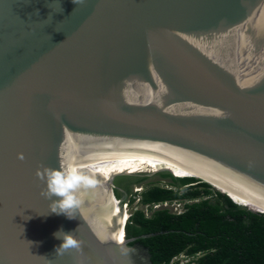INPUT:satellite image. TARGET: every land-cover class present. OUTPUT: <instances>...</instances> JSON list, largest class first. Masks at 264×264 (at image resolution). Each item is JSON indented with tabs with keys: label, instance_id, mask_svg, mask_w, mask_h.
<instances>
[{
	"label": "water",
	"instance_id": "obj_1",
	"mask_svg": "<svg viewBox=\"0 0 264 264\" xmlns=\"http://www.w3.org/2000/svg\"><path fill=\"white\" fill-rule=\"evenodd\" d=\"M41 165L97 179L75 219ZM153 170L228 176L264 206V0H0V264H152L115 235L113 187ZM61 231L80 248L57 255Z\"/></svg>",
	"mask_w": 264,
	"mask_h": 264
},
{
	"label": "trees",
	"instance_id": "obj_2",
	"mask_svg": "<svg viewBox=\"0 0 264 264\" xmlns=\"http://www.w3.org/2000/svg\"><path fill=\"white\" fill-rule=\"evenodd\" d=\"M185 172V177H173L160 171L157 174L161 178L171 179L168 186L152 183L139 192H133L132 186L145 181L147 175L117 177L129 180L115 181L113 193L117 198L125 191L130 206L138 197L137 204L150 208L149 213L142 207L132 209L124 226L126 238L137 237L130 244L145 247L152 264H264V214L247 207L262 210L250 203H244L247 207L237 204L193 177L204 176ZM162 202H183L182 210L177 213L168 207L153 208V204ZM149 233L155 234L138 237ZM181 254L186 260H175Z\"/></svg>",
	"mask_w": 264,
	"mask_h": 264
},
{
	"label": "clouds",
	"instance_id": "obj_3",
	"mask_svg": "<svg viewBox=\"0 0 264 264\" xmlns=\"http://www.w3.org/2000/svg\"><path fill=\"white\" fill-rule=\"evenodd\" d=\"M24 158L22 153L18 154V159L23 160ZM36 176L42 182H46V188L41 191V196L47 200H52L49 205L51 211L58 215L64 214L68 219L76 218V212L82 204L77 195L79 190L81 188H94L97 184V179L94 176L85 175L75 167L62 166L59 169H54L41 165L36 170ZM53 197L60 199L53 200ZM60 233L63 234V243L56 249L57 255H63L69 249L80 248L81 242L73 234H66L61 231L55 234L57 238L61 237ZM132 251V249L121 248V253L125 257H130Z\"/></svg>",
	"mask_w": 264,
	"mask_h": 264
},
{
	"label": "bare ground",
	"instance_id": "obj_4",
	"mask_svg": "<svg viewBox=\"0 0 264 264\" xmlns=\"http://www.w3.org/2000/svg\"><path fill=\"white\" fill-rule=\"evenodd\" d=\"M190 171H193L195 173L203 175L204 179L208 178L209 180L214 182L215 185H217L218 187L223 188L224 190L228 191L235 198V199L234 198L233 199L236 200V202L240 203L241 205L244 202H247V203L255 205L256 207H258L259 209L264 211V206H261L256 201V199H255L256 196L253 194V191L244 187L240 182H238V181H236V180H234L228 176L215 174V173H211V172H206V171H202V170H190ZM125 218H126L125 215L121 214V212H120L118 222H117L118 226L116 227V230H115V235L119 238L123 237V233L120 236V231L122 230V226H123L124 222L126 221Z\"/></svg>",
	"mask_w": 264,
	"mask_h": 264
},
{
	"label": "rangeland",
	"instance_id": "obj_5",
	"mask_svg": "<svg viewBox=\"0 0 264 264\" xmlns=\"http://www.w3.org/2000/svg\"><path fill=\"white\" fill-rule=\"evenodd\" d=\"M161 170H153V171H144V172H142V173H140V174H138L137 176H140V175H147L148 177H147V179L145 180V181H143L142 183H140V184H134L133 186H132V191H134L135 190V188H140V189H144V188H146L148 185H150V184H158V185H160V186H165V187H167L168 186V183L170 182V179L169 178H161L157 173L158 172H160ZM176 176H184L185 174H186V172H185V170H171ZM203 176V175H202ZM215 189V188H214ZM217 190V189H216ZM127 199H128V195H126V198H125V200L124 201H127ZM244 203H247V202H244ZM244 203L242 204V205H244ZM182 205H183V202H172V203H169L168 204V208H170L172 211L174 210V209H176V207L177 206H179V207H177V208H179V209H181V207H182ZM128 207H129V210H128V212H130V211H132V209H135V208H144L145 209V207H143L142 205H139V204H137V201H136V199H135V201L131 204V206L130 205H128ZM149 211H150V208H147V211H146V213H149ZM121 214H123V215H125V217L127 216V211H124V209L122 208L121 209ZM121 234H122V230L120 231V236H121ZM175 260H178V261H185L186 260V258L184 257V255H179Z\"/></svg>",
	"mask_w": 264,
	"mask_h": 264
},
{
	"label": "built area",
	"instance_id": "obj_6",
	"mask_svg": "<svg viewBox=\"0 0 264 264\" xmlns=\"http://www.w3.org/2000/svg\"><path fill=\"white\" fill-rule=\"evenodd\" d=\"M142 189H140V188H135V190L133 191V192H139V191H141ZM138 197H136V201H138ZM168 204L169 203H167V202H162V203H156V204H153V208H159V207H167L168 206ZM128 205H129V203H128V200L127 201H124V203H123V206H122V208L124 209V211H127V216H126V218H125V220L127 221V219H128V217H129V215H130V213H131V211L130 212H128V210H129V207H128ZM145 207V211H147V207L148 206H144ZM177 207H179V206H177ZM176 207V209H174L173 211L174 212H180L181 210H182V207H181V209H179V208H177ZM138 208V207H137ZM136 209V208H135ZM126 221L124 222V224L126 223ZM124 224H123V226H124Z\"/></svg>",
	"mask_w": 264,
	"mask_h": 264
}]
</instances>
